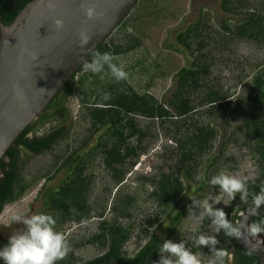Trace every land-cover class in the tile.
<instances>
[{"label":"rangeland","instance_id":"rangeland-1","mask_svg":"<svg viewBox=\"0 0 264 264\" xmlns=\"http://www.w3.org/2000/svg\"><path fill=\"white\" fill-rule=\"evenodd\" d=\"M225 1H137L122 23L106 38L110 44L135 46L126 53L114 56V62L123 65L128 73L125 85L131 86L139 94H150L167 108H170L169 100L180 89L183 96L190 99L195 110L177 120H149L137 116L138 128L145 135L140 142L133 137L129 143L138 145L141 150L138 151V157L127 159L118 167L125 176L122 184H116L103 163L100 147L110 138L104 130L91 131L93 128L88 115L89 104L103 98L114 79L107 68L105 73H78L75 79H82L84 85L89 86L88 96L93 95L84 104H81L76 94L71 95L65 103L69 116L66 122H61V118L56 116L36 128V136L63 128L58 141L49 151L34 154L19 149L18 163L26 190L4 205L0 213V236L8 238L24 227L15 223L13 228L9 226L12 229L7 227L11 215L17 210L29 215L39 212L51 214L56 220V229L65 235L70 244L69 253L58 264H81L101 255L104 249L98 243L87 240L101 231L102 221L106 224L118 223L129 229V238L123 246L127 255L134 254L150 236L163 240L164 231L178 209L160 207L154 195L156 185L144 178L155 181L161 173L178 175L175 166L180 151L177 150L176 140H186L194 125L200 124L212 128L215 138L209 150L194 155L189 162L188 167L194 179L180 175L186 191L176 203L182 208L193 198L195 203L184 213L169 239L183 241L201 259L202 264H208L214 258V253L207 246L197 247L195 244L199 235L216 237L217 234L211 218L208 225L204 226L208 217L203 206L204 200L213 208L223 211L232 208L230 216L236 214L240 217L242 212L251 207L252 198L242 200L239 193L235 199L228 197L219 185L209 183L211 176L225 172L246 177L247 187L252 186L258 178L264 183V159L245 127L249 114L248 100L254 94L252 80L255 76L264 75V42L239 37L222 28V25L227 24L234 29L250 14H262L264 0H229L232 3L229 6L238 10L231 13L223 9ZM239 2H243V5L238 6ZM180 34H184L183 38L188 37L185 41L188 47L179 39ZM193 62L198 65L197 69L206 67V73L200 71L198 74L199 87L194 88L189 83L190 86L181 89L178 87L177 72L190 67ZM210 91L223 95L225 102L229 103L228 107L220 109L216 105H208L204 98ZM170 111L173 112V109ZM69 154L83 159L84 175L90 182L86 200L91 213L87 220L80 223H62L59 214L46 208L43 203L46 192L56 189L67 177V169L57 171V167ZM200 174H203V179L197 180ZM217 197L221 200L219 204L215 203ZM128 198L131 199L129 203ZM122 199L128 205L129 216H117L111 209L115 201ZM101 212L102 215L99 214ZM153 217H157L158 221L145 233L146 221ZM225 242L220 246H231L229 240ZM196 247L198 249L194 250Z\"/></svg>","mask_w":264,"mask_h":264},{"label":"trees","instance_id":"trees-1","mask_svg":"<svg viewBox=\"0 0 264 264\" xmlns=\"http://www.w3.org/2000/svg\"><path fill=\"white\" fill-rule=\"evenodd\" d=\"M31 1L33 0H0L1 22L6 26L10 25ZM229 4L232 5L229 0H226L223 9L229 12L238 11L236 8H231ZM240 5H243V2H239L238 6ZM222 28L226 32L234 33L239 37H247L264 42V10L262 14H250L244 22L237 24L234 29L227 24H224ZM183 35L180 34L179 39H182V43H185L188 37L185 36L183 38ZM185 45L188 47L186 43ZM134 47V45L123 47L110 44L105 40L94 51H107L111 52L113 56H117L134 49ZM87 59H91V56ZM197 66L193 62L190 67L182 68L177 72L178 87L185 89L191 85L189 83H192L194 88L199 87L197 83L198 74L200 71L206 73L207 68L201 67L197 69ZM80 72H85L82 69V64L49 102L37 120L23 130L0 160V213L6 203L18 198L26 190L21 180V165L18 163L19 149L34 154L49 151L58 141L63 128L51 130L42 136L35 135L36 128L56 116L61 118V122H66L69 116L65 103L71 95L76 94L81 104L86 103L89 97H92L93 94H90V96L87 94L89 86H85L82 79H75ZM121 86H123L122 89L119 88ZM179 90L169 100L170 108H167L164 103L157 102L150 94L134 92L131 86L125 85V80H113L105 92L110 94V98L108 100L97 99L89 104L88 115L93 128L91 131L100 132L104 130V133L110 138V143L100 144V147L102 148L103 163L107 170L110 171L114 183L122 184L124 180L125 174L118 167L123 165L127 159L138 157V151L141 150L138 145L134 146L129 143V140L133 137H136L140 142L145 135V132L138 128L136 123L137 116L149 120L170 118L177 120L187 117L188 114L195 110L190 99L187 96H183L182 90ZM252 90L254 94L248 100L249 114L245 127L250 132L249 138L256 141V150L260 153L261 158L264 159V119L262 117L264 112V75H258L253 78ZM204 101L208 105H216L220 109H226L229 105L228 101L225 102V97L217 91L207 92ZM170 109H173V112ZM209 113L211 112L209 111ZM214 138L215 133L212 128L195 124L193 131L189 136H186V140H176L177 150L180 151L178 164L175 166L178 175L161 173L159 179L155 181L151 180L152 178H144L145 181H150L156 185L154 195L160 207L181 209L164 231L166 239L172 236L174 228L180 223L184 213L191 209L192 204H194L193 201H188L182 208L176 203L186 191L180 175L188 179H194L188 164L194 155L209 150ZM76 157V155L69 154L60 161L57 171L66 168L67 177L56 189H49L43 198L44 206L58 213L62 223L84 222L91 213L86 200L90 182L84 175L83 159H77ZM261 188H264V183H261L258 178L252 186L248 187V197L252 198V194L258 192ZM130 200L128 198V203ZM127 208L128 205L122 199L115 201L111 209L117 216H129ZM231 209L226 210L225 213L229 220L236 221L240 217L236 214L230 216ZM260 211L264 213V208ZM99 214L102 215L103 212ZM259 218L254 217L253 220ZM157 221V217L148 219L146 221L147 228L144 232L147 233L149 227L154 226ZM209 222L210 217H207L204 226H207ZM100 229L101 231L93 235L87 242H96L105 251L102 255L82 264H152L154 258H159L158 248L161 242L156 237H153L151 242L147 240L144 245H139V250L136 254L127 255L123 251V246L129 238V229H125L118 223L106 224L103 221L100 223ZM216 239L219 241L217 247L229 240L231 246L234 247V264H258V259L254 256V253L244 250L240 246L239 240L225 236L223 231L216 234ZM224 247L228 248L227 245Z\"/></svg>","mask_w":264,"mask_h":264},{"label":"water","instance_id":"water-1","mask_svg":"<svg viewBox=\"0 0 264 264\" xmlns=\"http://www.w3.org/2000/svg\"><path fill=\"white\" fill-rule=\"evenodd\" d=\"M137 1L94 0L100 15L86 21L83 0H56L55 10L48 0H33L10 25L0 20V160ZM57 17L65 22L58 31L53 24ZM81 29L91 36L86 49L79 46ZM258 235L244 234L240 246L264 255V233Z\"/></svg>","mask_w":264,"mask_h":264},{"label":"clouds","instance_id":"clouds-1","mask_svg":"<svg viewBox=\"0 0 264 264\" xmlns=\"http://www.w3.org/2000/svg\"><path fill=\"white\" fill-rule=\"evenodd\" d=\"M48 7L55 10L56 0H48ZM82 10L86 21L95 19L100 13L94 0H83ZM64 19L57 17L53 24L55 30L64 28ZM122 23V22H121ZM120 25V24H119ZM79 46L86 49L91 40V36L85 29L78 32ZM91 59L82 61V69L93 74L105 73L107 68L110 76L115 81L126 80L128 73L123 65L114 62L111 52L92 51ZM110 94L105 93L104 100H108ZM197 180L203 179V174L196 177ZM209 183L219 185L228 197L235 199L239 193L242 200L249 195L246 177L241 178L237 175H230L219 172L211 176ZM220 198L217 197L215 203L219 204ZM193 203L195 199L193 198ZM205 213L212 219L217 233L223 231L224 235L236 240H240L244 234L250 237H259L258 234L264 233V188L252 194V205L246 212L241 213V218L237 221L229 220L225 211L213 208L207 200L203 203ZM250 217H260L249 223ZM11 221L15 224H22L24 227L12 233L7 242L0 245V262L2 264H58L70 251V244L65 235L55 227L56 220L51 214L39 212L26 214L21 210L15 211L11 215ZM195 231V230H194ZM219 241L212 235H199L195 244L207 246L214 253V258L208 264H233V254L229 250L217 247ZM105 249L103 250V252ZM159 260L156 264H202L201 259L185 246L183 241L174 242L165 239L158 248Z\"/></svg>","mask_w":264,"mask_h":264},{"label":"flooded vegetation","instance_id":"flooded-vegetation-1","mask_svg":"<svg viewBox=\"0 0 264 264\" xmlns=\"http://www.w3.org/2000/svg\"><path fill=\"white\" fill-rule=\"evenodd\" d=\"M224 11H226V10H224ZM226 12H228V13H231V12H229V11H226ZM223 26V25H222ZM262 117H263V119H264V113L262 114ZM181 207V206H180ZM181 209L180 208H178V212L180 211ZM178 212L175 214V216L178 214ZM11 227L12 226V228H13V226H14V223L12 222V221H10L8 224H7V227ZM9 227V229H12V228H10ZM165 235V234H164ZM153 237H156V236H150L149 237V239H148V242L150 241H152V239H153ZM158 240H160L158 237H156ZM166 239V237H164V239L163 240H160V242H161V244L163 243V241ZM5 242H7V237H2V236H0V244H3V243H5ZM145 243V242H144ZM144 243L142 244V245H144ZM225 245H222V246H220V248H223V249H225V250H229L232 254H233V264H234V261H235V258H234V247L233 246H230V247H228L227 249L224 247ZM196 249H198L197 247L194 249V250H196ZM138 250H139V247L137 248V250H136V252L134 253V254H136L137 252H138ZM102 254H103V252H102ZM101 254V255H102ZM133 254V255H134ZM100 256V255H99ZM254 256L256 257V259H258V264H264V255L263 254H254ZM158 259V258H157ZM157 259H153L152 260V264H156V260ZM85 262V261H84ZM84 262H82V263H84ZM81 263V264H82Z\"/></svg>","mask_w":264,"mask_h":264}]
</instances>
